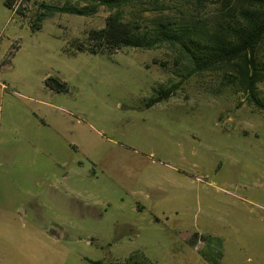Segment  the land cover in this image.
I'll return each instance as SVG.
<instances>
[{"label":"rangeland","instance_id":"rangeland-1","mask_svg":"<svg viewBox=\"0 0 264 264\" xmlns=\"http://www.w3.org/2000/svg\"><path fill=\"white\" fill-rule=\"evenodd\" d=\"M5 1L0 264H264V110L239 61L194 72L166 46L79 52L115 10L53 13L32 31L41 3L94 2ZM158 3L137 0L124 21L210 35L237 23L236 0ZM254 59L264 103V38Z\"/></svg>","mask_w":264,"mask_h":264},{"label":"trees","instance_id":"trees-1","mask_svg":"<svg viewBox=\"0 0 264 264\" xmlns=\"http://www.w3.org/2000/svg\"><path fill=\"white\" fill-rule=\"evenodd\" d=\"M88 1V0H84ZM137 0H93L94 4L80 8L74 6H56L41 3L31 23L32 31L41 29V21L53 13L89 16L96 12L97 6H105L115 12L106 20L105 27L98 31H90L87 36L89 46L78 45L77 51L91 54L105 53V48L120 49L133 47L154 49L166 46L186 59L194 72L211 71L236 61V78L247 94L248 101L255 107L264 110V103L256 96V84L259 81L255 65V51L264 38V0H236L235 12L237 23L221 26L217 34H207L195 23H175L158 20L149 28H141L137 23L124 21L122 11ZM202 5L211 0H189ZM91 2V3H93ZM17 0H6L8 8L13 9ZM158 6V0H153ZM17 14L24 16L20 12ZM125 22V23H124ZM9 54H13L9 52ZM171 87L158 97L146 103L149 108L161 102L162 96L168 97L173 92ZM163 94V95H162ZM92 264H101L99 261Z\"/></svg>","mask_w":264,"mask_h":264},{"label":"crops","instance_id":"crops-1","mask_svg":"<svg viewBox=\"0 0 264 264\" xmlns=\"http://www.w3.org/2000/svg\"><path fill=\"white\" fill-rule=\"evenodd\" d=\"M18 51V50H17ZM69 189V188H68ZM56 227H58L59 228V230H61V225H59V226H56Z\"/></svg>","mask_w":264,"mask_h":264}]
</instances>
